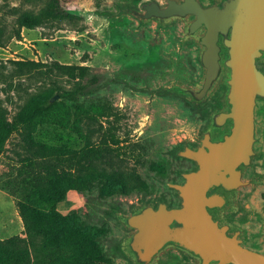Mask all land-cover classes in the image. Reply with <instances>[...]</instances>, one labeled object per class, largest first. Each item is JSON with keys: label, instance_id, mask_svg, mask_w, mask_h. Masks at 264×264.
Listing matches in <instances>:
<instances>
[{"label": "rangeland", "instance_id": "rangeland-1", "mask_svg": "<svg viewBox=\"0 0 264 264\" xmlns=\"http://www.w3.org/2000/svg\"><path fill=\"white\" fill-rule=\"evenodd\" d=\"M54 1L0 0V33L3 31L7 38L14 24L22 25L20 39L0 46V105L9 110L11 118L30 94L52 92V97H59V121L75 138L76 174L89 161L103 163L112 146L136 169L143 189L129 195L102 196L97 183L70 181L71 186L83 191H69V198L59 208L65 214L76 212L78 219L73 224L33 212V203L23 200L22 190H38L39 199L54 198L64 179L40 181L29 177L34 162L21 163L23 159L16 153L19 136L11 139L0 159V175L14 174L26 179L24 189H15L19 192L16 202L24 201L25 208H20L27 215L35 243L62 246L65 249L59 254L65 256L69 249L73 250L69 264H133L124 249L131 231L122 224L120 216L130 214L142 203L166 201L171 206L179 205L177 192L167 183L184 182L182 172L193 170L195 163L174 152L185 144H195L206 129L210 114L222 105L227 86L220 85L201 105L162 92L174 84L197 86L204 72L199 61L200 46L194 39H183L181 20L143 23L123 10H140L142 4L150 1L165 6V0H57L60 9L71 16L69 19L47 24L23 19V12L35 14L42 6L52 7ZM213 2L202 0L206 6ZM18 61H35L49 67L20 74L14 63ZM260 67L264 69V63ZM76 89L89 93L75 98L65 95ZM103 113L108 117H102ZM255 120L257 154L245 177H256L259 184L242 188L236 210L226 213L225 218L243 229L245 247L264 252L263 100L257 103ZM40 130L37 127L35 131ZM110 133L119 143L113 145ZM32 142L34 146L44 145L39 139ZM41 152L46 157L45 151ZM13 206L7 198L0 199V220L8 223L0 236L18 234L12 221ZM45 226L50 229L46 237L40 230ZM10 230L14 233L10 234ZM48 253L43 250L44 255ZM157 264L194 261L177 250H169Z\"/></svg>", "mask_w": 264, "mask_h": 264}, {"label": "water", "instance_id": "water-1", "mask_svg": "<svg viewBox=\"0 0 264 264\" xmlns=\"http://www.w3.org/2000/svg\"><path fill=\"white\" fill-rule=\"evenodd\" d=\"M126 9L141 22L160 24L181 20L183 39L200 46L203 77L196 87L174 84L163 91L201 105L223 83L224 105L212 112L207 128L196 140L174 154L196 168L183 172V183L169 182L181 200L142 203L120 221L131 231L124 249L133 264H157L161 255L178 250L196 264H264V252L244 246L243 229L225 220L237 206L242 187H256V178L244 179L257 154L255 108L264 100V0H165ZM54 96L51 102L58 100Z\"/></svg>", "mask_w": 264, "mask_h": 264}, {"label": "trees", "instance_id": "trees-1", "mask_svg": "<svg viewBox=\"0 0 264 264\" xmlns=\"http://www.w3.org/2000/svg\"><path fill=\"white\" fill-rule=\"evenodd\" d=\"M52 3V7L42 6L35 14L29 11L23 12L22 14L25 17L23 19L25 21L34 19L40 24H47L56 23L71 17L60 9L57 0ZM16 10H19V8ZM19 24H17L19 26L14 24L7 38L4 37L5 33L3 31L0 33V46L5 45V43L12 39L21 38L22 25L21 23ZM14 63L17 66L16 72L20 74L24 71L31 73L38 69L49 67L46 64L35 61H18ZM50 71L53 72L52 69ZM162 92H164L163 89ZM88 93L89 91L85 89H76L65 92V95L75 98L79 94L86 95ZM164 93L170 94L167 92ZM52 95V92L47 91L30 94L19 111L11 118L9 117V110L0 105V159L7 151V146L11 139L19 136L20 140L16 145L18 152L16 153L19 158L23 159L21 163L27 161L34 162V166L30 168L29 177L35 180L39 179L40 181L47 178L64 179V182L61 184V190H58L54 198L39 199L37 195L38 190H22L21 193L25 194L23 200L33 203L31 206L33 212H43L48 214L52 219L56 217V219L62 222L76 224L75 218H78L75 217V211H70L65 214L58 209L59 205L68 199L69 191L77 190L74 188L75 186H71L70 181H81L82 183L90 181L97 183L100 185L102 196H112L115 194L129 195L133 191L143 189V185L139 183L140 180L136 174V169L130 167L127 160L121 158L116 153L117 150L112 146H109L107 156L103 160V163L98 164L89 161L86 167L76 174L74 166V155L76 153L74 154L73 150L75 138L70 131L66 130L64 124L59 121L58 116L61 111L56 101L51 102ZM100 115L102 117H108L104 116V113ZM37 127H41L40 132L35 131ZM109 137L115 141L114 134L110 133ZM33 139H39L44 145L40 147L34 146ZM117 143L119 142L115 141L113 145ZM41 151H45L46 157L42 155ZM25 180L19 175L14 176V174L9 175L6 173L0 175V190L14 198L16 208L24 224L23 235L26 236L25 238L16 235L9 239L0 240V264H69L70 259L75 254L73 250H68V257L64 254H59L61 249H65L62 246H50L42 243L40 245L31 239L27 215L20 208L24 207V204H22L24 201L16 202L19 192L15 189H24L26 186L24 184ZM40 230L45 237L50 231L48 226ZM43 250H48L50 253L44 255Z\"/></svg>", "mask_w": 264, "mask_h": 264}, {"label": "crops", "instance_id": "crops-1", "mask_svg": "<svg viewBox=\"0 0 264 264\" xmlns=\"http://www.w3.org/2000/svg\"><path fill=\"white\" fill-rule=\"evenodd\" d=\"M69 193H68V198H69ZM3 198H7L9 201H11V204H12V206H13V214H12V221H13V224H15L16 225V233H18L17 235H20V236H24L23 235V232H24V224H23V221H22V218L20 217V215H19V213H18V210H17V208H16V205H15V202H14V200H12V198H11V196L10 195H8L6 192H4V191H2V190H0V199H3ZM64 203V202H63ZM63 203H61L60 205H59V207L63 204ZM58 207V209L61 211V209ZM6 223V227H4V224ZM8 227V223H7V221H5V220H3V219H1L0 220V231H3V230H5L6 228ZM10 232V234H13L14 233V231L13 232H11V230L9 231ZM12 236H16V235H12ZM11 236V237H12ZM7 238H10V237H4V236H0V240H4V239H7Z\"/></svg>", "mask_w": 264, "mask_h": 264}, {"label": "flooded vegetation", "instance_id": "flooded-vegetation-1", "mask_svg": "<svg viewBox=\"0 0 264 264\" xmlns=\"http://www.w3.org/2000/svg\"><path fill=\"white\" fill-rule=\"evenodd\" d=\"M201 2H202V0H201ZM214 2H215V0H214ZM214 2H213V3H214ZM213 3H212V4H213ZM202 4H203V3H202ZM212 4H211V5H212ZM203 5H204V4H203ZM204 6H206V5H204ZM208 6H210V5H208ZM263 63H264V60H263V61H258V67H259L261 70L264 71V69H262V68L260 67V65L263 64ZM222 84H223V83H222ZM222 84H221V85H222ZM226 91H227V90H226ZM214 92H215V91H214ZM224 96H225V95H224ZM206 99H207V98H206ZM260 100H262V99H259L258 101H260ZM205 101H206V100H205ZM205 101H204V102H205ZM258 101H257V103H258ZM263 101H264V100H263ZM223 105H224V97H223V103H222V105H221L219 108H222ZM256 106H257V105H256ZM219 108H217V109H219ZM217 109H215V110H217ZM255 109H256V108H255ZM215 110H214V111H215ZM211 114H212V113H211ZM211 114H210V115H211ZM209 118H210V116H209ZM209 121H210V120H209ZM208 124H209V123H208ZM255 124H256V121H255ZM207 126H208V125H207ZM255 127H256V126H255ZM206 128H207V127H206ZM201 135H202V134H201ZM196 144H197V142L195 141V144H194L193 146H190V147H195ZM185 145H186V144H185ZM187 145H188V144H187ZM188 146H189V145H188ZM186 160H189V159H186ZM189 161H191V160H189ZM252 161H253V160H252ZM191 162H193V161H191ZM193 163H195V162H193ZM250 167H252V166H250ZM250 167H248V168L246 169V171H247ZM195 168H196V164H195ZM195 168H194V169H195ZM194 169H193V170H194ZM190 171H192V170H190ZM246 171H245V173H244L243 178H244V179H251V178H246V177H245ZM186 172H189V171H186ZM182 173H183V172H182ZM181 175H182V174H181ZM182 177H183V176H182ZM252 178H256V177H252ZM256 179H257V178H256ZM184 181H185V180H184ZM182 183H183V182H182ZM242 188H244V187H242ZM242 188H241V189H242ZM176 192H177V191H176ZM177 195H178V193H177ZM178 197H179V196H178ZM179 199H180V198H179ZM160 202H161V201H160ZM165 202H166V201H165ZM158 203H159V202H158ZM158 203H157V204H158ZM167 203H168V202H167ZM180 203H181V200H180ZM180 203H179V205H180ZM154 204H155V203H154ZM157 204H156V205H157ZM168 205H169V203H168ZM179 205H178V206H179ZM169 206H170V207H176V206H171V205H169ZM236 207H237V206H236ZM235 210H236V209H235ZM230 211H231V210H230ZM230 211H226L225 214L228 213V212H230ZM233 211H234V210H233ZM225 214H224V218H225ZM225 220H226V218H225ZM226 221H228V220H226ZM228 222H229V221H228ZM230 223H231V222H230ZM232 224H233V223H232ZM234 225H235V224H234ZM237 226H238V225H237ZM263 230H264V223H263ZM242 238H243V237H242ZM177 251H178V250H177ZM179 252H180V251H179ZM181 253H183V252H181ZM183 254H185V253H183ZM185 255L188 256V257H190V256L187 255V254H185ZM190 258L194 261V264H196V260H195L194 258H192V257H190Z\"/></svg>", "mask_w": 264, "mask_h": 264}]
</instances>
